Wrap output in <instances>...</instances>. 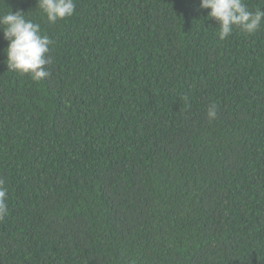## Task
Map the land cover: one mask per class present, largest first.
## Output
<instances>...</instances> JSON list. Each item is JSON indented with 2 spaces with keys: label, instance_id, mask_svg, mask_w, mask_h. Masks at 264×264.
<instances>
[{
  "label": "trees",
  "instance_id": "trees-1",
  "mask_svg": "<svg viewBox=\"0 0 264 264\" xmlns=\"http://www.w3.org/2000/svg\"><path fill=\"white\" fill-rule=\"evenodd\" d=\"M199 2L0 0L53 40L36 82L0 28V264H264V24Z\"/></svg>",
  "mask_w": 264,
  "mask_h": 264
},
{
  "label": "clouds",
  "instance_id": "clouds-1",
  "mask_svg": "<svg viewBox=\"0 0 264 264\" xmlns=\"http://www.w3.org/2000/svg\"><path fill=\"white\" fill-rule=\"evenodd\" d=\"M37 6L52 24L73 16L76 10L75 0H37ZM198 7L210 9L207 16L218 21L220 40H225L235 30L253 35L264 24V8L250 10L245 0H200ZM24 13L12 10L0 13V28L9 42L5 63L8 70L30 75L40 82L52 75L47 65L53 62L50 55L53 40L42 31L40 23L27 18ZM217 113L215 105L209 106V120H214ZM8 195L5 180L0 178V220L8 214Z\"/></svg>",
  "mask_w": 264,
  "mask_h": 264
}]
</instances>
